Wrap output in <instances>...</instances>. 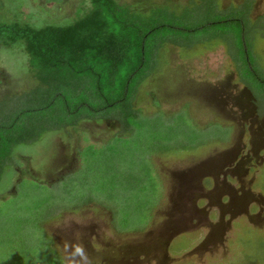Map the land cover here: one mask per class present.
I'll return each instance as SVG.
<instances>
[{"label": "rangeland", "instance_id": "374dc122", "mask_svg": "<svg viewBox=\"0 0 264 264\" xmlns=\"http://www.w3.org/2000/svg\"><path fill=\"white\" fill-rule=\"evenodd\" d=\"M114 1L144 15L164 6L174 21L199 29L167 35L131 102L133 115L113 108L109 120L52 126L17 148L0 178V264H123L159 261L160 252L176 261L261 264L264 223L243 217L226 229L225 256L190 251L208 231L192 190L205 185L209 161L237 148L235 97L244 85L264 117V0ZM89 9L91 0H0V24L68 26ZM21 45L0 40L3 122L11 111L2 101L15 108L38 84ZM257 180L264 195V165ZM168 215L186 222L164 250L159 233Z\"/></svg>", "mask_w": 264, "mask_h": 264}, {"label": "trees", "instance_id": "16d2710c", "mask_svg": "<svg viewBox=\"0 0 264 264\" xmlns=\"http://www.w3.org/2000/svg\"><path fill=\"white\" fill-rule=\"evenodd\" d=\"M3 29L9 35L1 42L22 44L38 84L33 98L15 108L10 99L2 101L11 114L5 116L7 121L0 120V178L17 148L37 143L52 126L70 128L81 120H109L113 108L133 115L131 102L155 68L159 46L168 36L176 39L177 34L199 27H184L167 15L164 6L144 15L114 0H91V9L68 26L35 29L20 23L0 24Z\"/></svg>", "mask_w": 264, "mask_h": 264}, {"label": "flooded vegetation", "instance_id": "af4514ba", "mask_svg": "<svg viewBox=\"0 0 264 264\" xmlns=\"http://www.w3.org/2000/svg\"><path fill=\"white\" fill-rule=\"evenodd\" d=\"M249 71L257 73L251 68ZM243 87L239 95L235 97L239 119L236 125L239 132L235 136L237 148L227 153L220 161L216 163L213 161L214 164L209 161L203 167L204 172L201 174V177L207 180L205 185L202 187L200 184L192 190V198L199 199L193 203L197 205L199 203L201 206L197 208L202 214V219L199 220L201 224L198 223L208 229L204 240L192 247L190 251L199 257L206 254L215 255L219 249L222 250L221 255H226L227 246L222 245L225 249L223 250L220 245L225 239L226 229L236 217L237 219L243 217L253 225L264 223V195L255 189L258 181L257 174L264 165V117L259 113L256 99L251 91L245 85ZM212 209L216 210H213L216 214L212 213ZM165 221V225L161 227L163 232L159 233L162 236L160 238L165 241L164 250L166 247L168 249L175 235L181 234L178 232L179 228L181 230V225L186 220L179 222L168 215ZM160 253L161 261H158L159 258L156 256L157 261L155 259L154 261H124L123 264H210L215 262L205 261L206 258L204 261H176L178 259L170 257L171 254ZM262 260L261 264H264V259ZM111 262L107 264H112Z\"/></svg>", "mask_w": 264, "mask_h": 264}, {"label": "clouds", "instance_id": "9594fccd", "mask_svg": "<svg viewBox=\"0 0 264 264\" xmlns=\"http://www.w3.org/2000/svg\"><path fill=\"white\" fill-rule=\"evenodd\" d=\"M75 251H76L77 253H81V252H82V249H81L80 247H76Z\"/></svg>", "mask_w": 264, "mask_h": 264}]
</instances>
